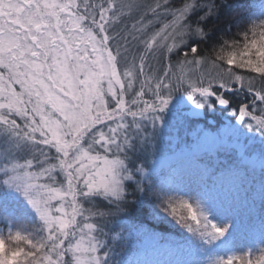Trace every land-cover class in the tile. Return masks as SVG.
Wrapping results in <instances>:
<instances>
[{"label":"snow or ice","instance_id":"snow-or-ice-1","mask_svg":"<svg viewBox=\"0 0 264 264\" xmlns=\"http://www.w3.org/2000/svg\"><path fill=\"white\" fill-rule=\"evenodd\" d=\"M169 113L224 120L162 155ZM251 185L264 208V0H0V264H170L156 224L264 264Z\"/></svg>","mask_w":264,"mask_h":264},{"label":"trees","instance_id":"trees-1","mask_svg":"<svg viewBox=\"0 0 264 264\" xmlns=\"http://www.w3.org/2000/svg\"><path fill=\"white\" fill-rule=\"evenodd\" d=\"M149 2V0H147ZM260 0H229V3L232 4H244V5H254L258 4ZM232 15L231 10H226L222 13V21L227 23L228 19ZM235 29H233L234 31ZM177 163L175 159L169 160V162L164 166H174ZM255 188L256 185H251L250 190L247 193V200L245 202L244 198L241 199V203L239 206V210L235 212L232 216V220L234 223L233 232H240L242 230L247 229H260L264 226V208L260 206L259 200L255 198ZM133 218L137 220H146V217L137 209L133 210ZM152 226V225H147ZM170 225H160L156 224L154 226V231L160 232L163 235H173L177 240H179L182 244V247L170 258L164 255H149L148 259L153 260H165L170 259V261L176 260H188L189 254L195 253L194 257L198 258L200 264H204V261L207 257H214L217 255L227 254L228 252L232 251V235L226 236L223 240L218 241L216 245L210 249L201 250L200 247L190 240L187 239L185 234L180 232H169ZM123 235H127L124 233ZM122 247L117 246L116 251L117 253H121L123 257H125V253L121 252ZM134 249V250H133ZM132 252L128 256L135 257L140 254L141 250L139 247H132ZM196 255V256H195ZM121 255L117 256V259L122 258ZM127 256V257H128ZM172 264V263H171Z\"/></svg>","mask_w":264,"mask_h":264},{"label":"rangeland","instance_id":"rangeland-1","mask_svg":"<svg viewBox=\"0 0 264 264\" xmlns=\"http://www.w3.org/2000/svg\"><path fill=\"white\" fill-rule=\"evenodd\" d=\"M178 103V101H174L173 104L175 105ZM166 119L168 120V125L164 127L160 135V152L162 155H171V153H174L183 143H184V137H188L194 134V130L197 128H216L218 127L222 121L224 120V117L220 116L218 113L209 114L207 117H202L198 119L190 118L192 119V122L188 125H184L181 127L178 123H175L173 121V117L171 113H169L166 116ZM177 131L179 132V140L177 141L175 139ZM168 138H173L169 145ZM174 159V158H171ZM163 161V164L166 165L169 160ZM234 225V223H233ZM134 248L136 246H133ZM132 247L122 248L121 252L125 253V257H127L131 251ZM134 250V249H133ZM195 253L189 254V259L184 261H178L174 260L173 262L170 261V264H200L198 258L194 257ZM196 256V255H195Z\"/></svg>","mask_w":264,"mask_h":264},{"label":"bare ground","instance_id":"bare-ground-1","mask_svg":"<svg viewBox=\"0 0 264 264\" xmlns=\"http://www.w3.org/2000/svg\"><path fill=\"white\" fill-rule=\"evenodd\" d=\"M149 2H151V0H149Z\"/></svg>","mask_w":264,"mask_h":264}]
</instances>
